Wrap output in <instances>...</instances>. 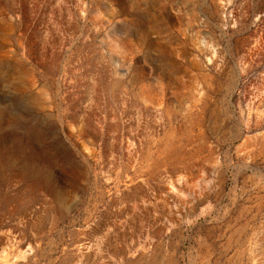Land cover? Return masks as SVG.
I'll use <instances>...</instances> for the list:
<instances>
[{
	"label": "rangeland",
	"instance_id": "obj_1",
	"mask_svg": "<svg viewBox=\"0 0 264 264\" xmlns=\"http://www.w3.org/2000/svg\"><path fill=\"white\" fill-rule=\"evenodd\" d=\"M0 264H264V0H0Z\"/></svg>",
	"mask_w": 264,
	"mask_h": 264
}]
</instances>
